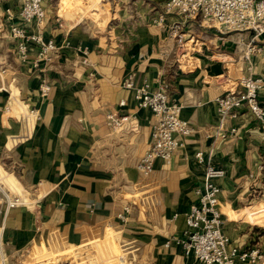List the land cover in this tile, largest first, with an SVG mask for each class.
<instances>
[{"label":"crops","instance_id":"0c3cea01","mask_svg":"<svg viewBox=\"0 0 264 264\" xmlns=\"http://www.w3.org/2000/svg\"><path fill=\"white\" fill-rule=\"evenodd\" d=\"M22 1L0 0V18L8 10L16 13ZM91 1L44 0L43 32L58 50L38 69L31 64L36 45L23 62L16 42L0 34V162L9 163L0 168L5 186L27 199L8 210L0 205V264L47 231L102 226L115 230L141 264H200L175 242L188 230L185 215L204 183L197 152L225 170L218 184L231 242L259 244L258 228L246 221L256 224L264 216V133L245 109L221 120L216 99L242 91L240 80L252 78L262 83L264 107V35L224 33L200 17L183 19L174 12L160 24L165 0H141L146 17L125 21V37L118 34L122 22L112 27V21L128 15L127 8L113 9L112 16V0H93L98 28L108 24L104 38L94 27L60 18V12L71 15ZM42 79L51 85L47 97L39 90ZM130 79L154 87L168 83L181 119L193 129L172 160H155L148 176L137 165L151 146L153 115L138 106L126 87ZM29 108L37 116L26 122L22 114ZM110 114L123 120L121 130L110 127ZM65 244L59 236H43L46 251H35V261L62 252Z\"/></svg>","mask_w":264,"mask_h":264},{"label":"built area","instance_id":"2783aa9c","mask_svg":"<svg viewBox=\"0 0 264 264\" xmlns=\"http://www.w3.org/2000/svg\"><path fill=\"white\" fill-rule=\"evenodd\" d=\"M163 10L156 20L160 24L165 22L167 14L174 12L183 19L200 17L205 24L219 26L224 33L248 31L254 33V38L264 35V0H165ZM17 18L19 21L16 22ZM46 24L44 0H23L16 13L8 10L6 16L0 18V34L7 32L16 42L17 55L23 62L28 60L30 47L36 45V57L31 64L38 69L42 63H50L58 50L53 36L43 32ZM32 27L37 32L32 33ZM240 85L242 91L232 89L216 99L221 120L228 116L237 117L245 109L264 133V107L258 97L262 83L244 78ZM126 87L134 92L138 106L150 110L153 115L151 146L137 165L138 170L148 176L153 172L155 160L160 159L165 164L172 160L174 154L185 146L193 129L181 119V108L172 102L169 84L165 81L154 87L148 82L136 85L130 79ZM39 90L42 97H47L51 92L50 83L42 79ZM10 111L8 107L6 112ZM36 116L35 108L22 114L26 122ZM108 119L114 131L122 129V119L113 114ZM235 132L236 129H232L229 134ZM195 158L204 167V183L196 190L199 201L185 215L188 230L183 238L175 240L176 244L186 257H193L200 264H259L262 260L260 248L235 245L225 232L226 217L221 210V187L218 184L225 176V170L213 166L203 152H197ZM2 172L0 205L7 210L26 205L25 196L13 195L5 186ZM170 245V241L166 243L167 247Z\"/></svg>","mask_w":264,"mask_h":264},{"label":"rangeland","instance_id":"374dc122","mask_svg":"<svg viewBox=\"0 0 264 264\" xmlns=\"http://www.w3.org/2000/svg\"><path fill=\"white\" fill-rule=\"evenodd\" d=\"M95 2H89L88 6L81 7L77 11L70 14H62L60 18L66 22L84 23L86 26L94 27L95 31L100 33L101 37L107 34L108 24L104 29H99L96 24V15L93 13ZM121 6L123 10L127 8V14H122V18L112 21V27L122 22L118 34L119 37H125L127 30L125 21H131L132 24L140 23L146 16L142 13L145 5L141 0H112V16L113 9ZM111 13V12H110ZM110 20V19H109ZM104 38V37H103ZM104 40V39H103ZM5 167L8 162L2 160ZM1 166V165H0ZM2 167V166H1ZM0 171L2 172L1 168ZM12 182V181H11ZM263 201L253 204L249 209H253L256 205ZM248 210V209H247ZM232 218V217H231ZM235 216H233V219ZM247 224L255 225L258 228L259 238L261 242L255 245L261 249L262 260L259 264H264V216L258 223L246 221ZM59 236L66 243L62 252H49L45 257L40 259L38 263L35 261V251L44 253L46 250L42 248L43 236ZM37 243L21 254L10 257L4 264H141L139 257L128 254V247L122 243L119 234L109 226H102L99 229L91 230L87 228H79L77 230H55L47 231ZM123 237V236H122ZM48 252V251H47ZM45 255V254H44ZM124 258L125 262H122Z\"/></svg>","mask_w":264,"mask_h":264}]
</instances>
